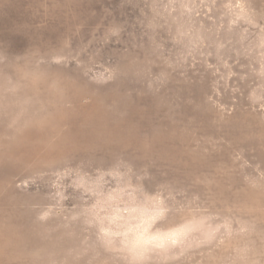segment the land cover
<instances>
[{
	"label": "rangeland",
	"instance_id": "374dc122",
	"mask_svg": "<svg viewBox=\"0 0 264 264\" xmlns=\"http://www.w3.org/2000/svg\"><path fill=\"white\" fill-rule=\"evenodd\" d=\"M0 264H264V0H0Z\"/></svg>",
	"mask_w": 264,
	"mask_h": 264
}]
</instances>
